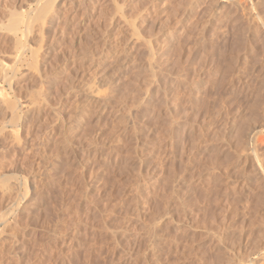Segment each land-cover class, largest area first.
I'll use <instances>...</instances> for the list:
<instances>
[{
	"label": "rangeland",
	"instance_id": "1",
	"mask_svg": "<svg viewBox=\"0 0 264 264\" xmlns=\"http://www.w3.org/2000/svg\"><path fill=\"white\" fill-rule=\"evenodd\" d=\"M36 1L0 0V264H263L264 0Z\"/></svg>",
	"mask_w": 264,
	"mask_h": 264
},
{
	"label": "bare ground",
	"instance_id": "2",
	"mask_svg": "<svg viewBox=\"0 0 264 264\" xmlns=\"http://www.w3.org/2000/svg\"><path fill=\"white\" fill-rule=\"evenodd\" d=\"M43 1H44V0H43ZM52 1H53V0H52ZM54 1H55V0H54ZM36 2H37V1L35 0V3H36ZM39 3H40V2H39ZM55 3H56V2H55ZM40 4H41V5L38 4V6H37V11H38L39 13H41V14H38V15H40L39 17H43L42 14H44V13L47 14V12L49 11V8L51 9V8L53 7L52 4L54 5V2H51V0H45L44 3H40ZM36 5H37V4H35L34 7H35ZM50 5H51L52 7H51ZM34 7H33V9H34ZM54 7H55V5H54ZM54 7H53V8H54ZM53 8H52V9H53ZM35 9H36V8H35ZM53 10H55V9H53ZM53 10L50 11V12H52V14L54 13ZM30 11H31V8H30ZM32 11H33V10H32ZM35 11H36V10H35ZM28 13H29V12H28ZM36 13H37V12H34V11H33V15H32V17H33ZM48 13H49V12H48ZM50 14H51V13H50ZM50 14H48V15H50ZM12 15H14V14L12 13ZM29 16H30V15H29ZM46 16H47V15H46ZM16 17H17V16H16ZM16 17H13V18H14L13 20H10V19H12V17H11V18L9 17V18H10V19H9L10 21L8 20V21H9V22H8V25H9V23H11V24H10V26L12 25V28H11V29H13V27H16V25H17L20 21H22V22L24 21V19H23V18H20V16L17 17V19H16ZM21 17H22V16H21ZM30 17H31V16H30ZM34 17L37 18L38 16L36 15V16H34ZM39 17H38L36 20H38ZM48 18H49V17H48ZM19 19H20V20H19ZM21 19H23V20H21ZM30 19H31V18H30ZM25 20H26V19H25ZM36 20H35V21H36ZM43 20H44V18H43ZM43 20H42V21H43ZM28 21H29V20H28ZM28 21H26V22H28ZM32 21H33V18H32ZM38 21H39V20H38ZM22 22H20V25L22 24ZM29 23L32 24L31 21H30ZM25 24H26V23H25ZM25 24H24V25H25ZM27 24H28V23H27ZM27 24H26V26H27ZM31 24L29 25V27H31ZM18 25H19V24H18ZM18 25H17V26H18ZM24 25H23V26H24ZM35 25H36V24H35ZM31 28H33V26H32ZM8 29H9L10 31H12V30L10 29L9 26H8ZM16 29H18V27H17ZM16 29H14V30H16ZM26 29H28V28L26 27ZM18 30H19V29H18ZM18 30H16L15 32H14V31H12V32L16 34V32H18ZM31 30H32V29H31ZM22 31H23V30H22ZM22 31H21V32H22ZM29 31H30V30H29ZM26 32H27V31H26ZM31 32H32V31H31ZM24 34H25V33H24ZM22 35H23V34H22ZM51 42H53V41H51ZM54 42H55V41H54ZM46 43H47V42H46ZM19 45H20V44H19ZM53 45H54V44H53ZM20 47H21V46H20ZM22 47H23V44H22ZM36 48H37V47H36ZM26 49H27V47H26ZM30 50H31L32 54L34 53L33 56H34V57H37L38 52H36V50L38 51V49H36V50L34 49V50H35V51H34L32 48H29V51H30ZM32 50H33V51H32ZM31 52H30V55H32ZM35 52H36L37 54H36ZM35 54H36V55H35ZM33 56H31V58H33ZM33 60H34V58H33ZM34 61H35V60H34ZM4 72H5V71H4ZM7 78H8V77H7ZM45 79L47 80L48 78H45ZM42 80H43V79H42ZM48 81H49V80H48ZM48 81H46V82H48ZM43 83H44V82H43ZM0 98H1V97H0ZM7 99H8V98H3V97H2V101H4V100L6 101ZM0 100H1V99H0ZM8 100H9V99H8ZM5 101L3 102V104H4V105L7 104L5 107H7L8 110H11V109L13 108V103H14L13 100H12L13 103L11 102V99L9 100L10 102H9V101L5 102ZM1 103H2V102H1ZM9 103L12 104L11 107H10L11 104H9ZM35 103H36V102H35ZM8 104H9V105H8ZM16 104H17V102H16ZM14 105H15V103H14ZM8 106H9V107H8ZM5 107H4V108H5ZM16 107H17V106H16ZM9 108H10V109H9ZM14 108H15V107H14ZM26 108H27V107H26ZM12 110H13V109H12ZM14 110H16V109H14ZM14 112H15V111H13V112L11 111V113H14ZM15 113H16V112H15ZM14 118H15V117H14ZM253 129H254V128H253ZM252 133H253V132H252ZM253 136H254V135H253ZM245 149H246V148H245ZM255 156H256V155H255ZM263 166H264V165H263ZM261 167H262V166H261ZM263 173H264V169H263ZM263 178H264V177H263ZM247 181H248V180H247ZM246 183H247V182H246ZM189 184H190V183H189ZM189 184H188V185H189ZM186 190H187V188H186ZM190 190H191V189H190ZM191 191H192V190H191ZM189 192H190V191L188 190L187 193L189 194ZM262 195H263V194H262ZM262 198H263V197H262ZM263 199H264V198H263ZM189 200H190V199H189ZM259 205H260V204H259ZM243 206H244V205H243ZM229 209H230V208H229ZM248 209H249V208H248ZM232 210H234V209H232ZM251 210H252V208H251ZM262 211H263V210H262ZM230 212H231V215H229V216H232V213H233V212L231 211V209H230ZM234 212H235V211H234ZM226 213H227V212H226ZM235 214H236V213L233 214L234 217L237 215V214H236V215H235ZM262 214H263V213H262ZM226 215H227V214H226ZM254 215H255V214H254ZM227 216H228V215H227ZM261 216H262V215H261ZM222 217H223V216H222ZM222 217H221V218H222ZM224 217H225V216H224ZM234 217H232V218H234ZM254 217H255V216H254ZM225 218H226V217H225ZM227 218H228V217H227ZM235 218H236V217H235ZM256 218H257V217H256ZM218 219H219V218H218ZM218 219H217L216 221H218ZM222 219H223V218H222ZM228 219H229V221H230L231 218H228ZM247 219H248V218H247ZM250 219H251V218H250ZM252 219H253V218H252ZM261 219H264V217H262ZM221 221H222V220H221ZM221 221H220V223H221ZM223 221H224V220H223ZM229 221H228V222H229ZM234 221H235V220H234ZM246 221H247V220H246ZM250 221H252V220H250ZM250 221H248V222H250ZM226 222H227V220H226ZM226 222H225V223H226ZM232 222H233V221H232ZM232 222H231L230 224H228V223H227V224L231 226V224H233ZM261 222L263 223L262 220H261ZM261 222H260V223H261ZM250 223H251V222H250ZM254 223H256V222L254 221ZM254 223H253V221H252V224H254ZM222 224L224 225V223H222ZM248 224H249V223H248ZM248 224H247V225H248ZM263 224H264V223H263ZM263 224H262V225H263ZM215 225H216V224H215ZM215 225H214V226H215ZM233 225H234V224H233ZM257 225H258V224H257ZM259 225H261V224H259ZM209 226H212V225H209ZM209 226H208V227H209ZM225 226H226V224H225ZM225 226H223V227L221 226V227L224 228ZM230 226H229V227H230ZM251 226H252V225H251ZM253 226H255V224H254ZM253 226H252V227H253ZM203 227H204V225H203ZM217 227H218V226H217ZM247 227H248V226H247ZM249 227H250V226H249ZM252 227H250V228L252 229ZM215 228H216V227H215ZM215 228H214L213 230H212V228H211V231H214V230H215L214 232H217ZM218 228H220V227H218ZM231 228H232V227H231ZM255 228H256V227H255ZM256 229H257V228H256ZM259 229H260V227H259ZM209 230H210V228H209ZM222 230H223V229H222ZM227 230H229L228 227H227L226 230L224 229V231H227ZM241 230H242V229H241ZM241 230H240V231H241ZM261 230H263V229H260V231H258V229H257L256 232L259 233L258 235H257V233H256L255 230H254V232L256 233V237H257V236L259 237L260 232H261V234L264 233V232H262ZM219 231H221V230L219 229ZM219 231H218V232H219ZM232 231H233V230H232ZM247 231H248V230H247ZM209 232H210V231H209ZM209 232H208V233H209ZM242 232H243V231H242ZM249 232H250V231H249ZM220 233H221V232H220ZM220 233H218V234H219V237H220ZM224 233H225V232H224ZM236 233H237V232H236ZM244 233H245V230H244ZM247 233H248V232H247ZM204 234H205V233H204ZM214 234H215V233H213V236H214ZM229 234H231V233L229 232ZM153 235H154V234H153ZM155 235H156V234H155ZM155 235H154V237L157 236V235H156V236H155ZM206 235H207V234H206ZM208 235H209V234H208ZM216 235H217V234H216ZM213 236H210V237L208 236V237H209V239H210V238H212ZM227 236H230V235H227ZM242 236L245 237L246 234H243ZM247 236H248V235H247ZM154 237H153V238H154ZM189 237H190V236H189ZM200 237H201V236H200ZM219 237H218V238H219ZM222 237H223V236H222ZM231 237H232V235H231ZM233 237H234V236H233ZM238 237H240V236H238ZM238 237L235 236V238H238ZM256 237H255V240H256ZM156 238H157V237H156ZM187 238H188V237H187ZM213 238H215V237H213ZM213 238H212V239H213ZM235 238H234V240L236 241ZM209 239H208V240H209ZM215 239H217V238H215ZM223 239L226 240V235L224 236ZM228 239H229V237H228ZM228 239H227V241H229V240H231V239H233V238H230L229 240H228ZM239 239H240V238H239ZM245 239H247V238H245ZM248 239H249V237H248ZM248 239L246 240L247 242H248ZM259 239H260V237H259ZM201 240H202V239H201ZM218 240H219V239H218ZM220 240H221V239H220ZM242 240H243V239H242ZM204 241H205V240H204ZM209 241L211 242V240H209ZM221 241L224 242V240H221ZM227 241H226V242H227ZM231 241H232V240H231ZM237 241H238V240H237ZM237 241H236L235 243H233L234 241H232L231 244H230V243L228 244V246L230 245L229 248H228V249L225 248V249L229 250V252L227 251V252H228V257H226V255L224 254V255H225L224 257L226 258V260L224 259L225 262H226V264H256L258 261H260L259 259L256 261V258H257L256 256H257V255H255V253H256V250L258 249V248H256V249L254 248V247H256V245H255L254 247L251 245L254 249L251 247L253 250L249 249V250H251L252 252L249 251V253H248L247 250H246L247 252L244 251V249H243V251L241 250L242 247H240L239 244L242 243L243 241L241 242V239L238 241V243H237ZM252 241H253V240H252ZM207 242H208V241H207ZM212 242H213V241H212ZM226 242L223 243V247H224V244H225ZM199 243L201 244V242H199ZM215 243H219V242L217 241V242H215ZM221 243H222V242H221ZM236 243H237V244H236ZM249 243H250V244L252 243L251 240L249 241ZM244 244L246 245V243H244ZM247 244H248V243H247ZM254 244H255V242H254ZM189 245L191 246V244H189ZM204 245H205V244H204ZM215 245H216L215 247L217 248V244H215ZM257 245H258V244H257ZM187 246H188V245H187ZM219 246H220V245H219ZM226 246H227V245H226ZM226 246H225V247H226ZM249 246H250V245H249ZM262 246H263V245H262ZM262 246H261V247L257 246V247H259L260 250H261ZM191 247H192V246H191ZM194 247H196V246H194ZM197 247H199V245H198ZM202 247H203V246H202ZM204 247H205V246H204ZM206 247H207V246H206ZM211 247H212V246H211ZM221 247H222V246H220V249H221ZM185 248H186V250H187L188 247H185ZM199 248H200V247H199ZM213 248H214V247H213ZM218 248H219V247H218ZM218 248H217V249H218ZM247 248H248V247H247ZM247 248H246V249H247ZM190 249H191V248H190ZM190 249H189V250H190ZM217 249H216V250H217ZM220 249H218V252H219ZM262 249H263V248H262ZM186 250H184L185 253L188 251V250H187V251H186ZM191 250H192V249H191ZM213 250H214V249H213ZM254 250H255V252H254ZM193 251H195V250L193 249ZM197 251H198V248H197ZM197 251H196V252H197ZM201 251H203L202 248H201ZM205 251H206V250H205ZM221 251H224V249H221ZM241 251L244 252L245 254H243ZM258 251H259V250H258ZM188 252H189V251H188ZM207 252H208V251H207ZM214 252H215V251H214ZM260 252H261V251H260ZM185 253H183V255H184ZM191 253H192V252H191ZM191 253L189 252L190 255H189V254L187 255V253H186V254L184 255V256H186V257L183 258V256H182V258L185 259V258H187L188 256H191ZM197 253H198V252H197ZM211 253H212V252H211ZM211 253H210V254H211ZM223 253H224V252H223ZM225 253H226V250H225ZM246 253H247V254H246ZM258 253H259V252H258ZM198 254H199V253H198ZM217 254H222V253L219 252V253H217ZM253 254H254V256H255L256 258H253V257H254ZM256 254H257V253H256ZM192 255H194V253H193ZM259 255H260V254H259ZM199 256H200V255H199ZM201 256H202V255H201ZM212 256H213V254H212ZM221 256H222V255H221ZM173 257L175 258V256H173ZM178 257H179V256H178ZM180 257H181V256H180ZM192 257H193V258H192ZM192 257L188 258V259H190L191 263L193 262L191 259H194V258L196 259V256H195V257L192 256ZM206 257H207V256H206ZM208 257L211 258L210 255H208ZM217 257H218V256H217ZM217 257L215 256L214 259H215V258L217 259ZM219 257H220V255H219ZM259 257H260V256H258V258H259ZM197 258L200 259L199 257H197ZM220 258H221V257H220ZM220 258H218V259H220ZM227 258H228V259H227ZM175 259L177 260V258H175ZM178 259H179V258H178ZM180 259H181V258H180ZM180 259H179V260H180ZM183 259H181L182 262L184 261ZM198 259H197V260H198ZM202 259H203V258H201V260H202ZM212 259H213V258H212ZM214 259H213V260H214ZM170 260H171V259H170ZM176 260H175V261H176ZM179 260H177L176 262H179ZM185 260H186V259H185ZM206 260H208V259H206ZM206 260L203 259L202 261H203V262H204V261L206 262ZM209 260H210V259H209ZM213 260H212V262L215 263L216 260H214V261H213ZM175 261H172V262H175ZM202 261H201V262H202ZM210 261H211V260H210ZM222 261H223V260H222ZM184 262H185V261H184ZM184 262H183V263H184ZM186 262H187V264L190 263L189 261H186ZM196 262H198V261H196ZM205 262H204V264H205ZM183 263H182V264H183ZM191 263H190V264H191ZM198 263H200V260H199ZM214 263H212V264H214ZM216 263L218 264L219 262L216 261ZM216 263H215V264H216ZM223 263H224V262H223ZM223 263H222V264H223ZM262 263L264 264V261H263ZM170 264H171V263H170ZM175 264H178V263H175ZM192 264H196V263L194 262V263H192ZM206 264H207V262H206ZM208 264H209V263H208ZM210 264H211V262H210ZM219 264H221V263H219ZM224 264H225V263H224ZM257 264H258V263H257ZM259 264H261V261L259 262Z\"/></svg>",
	"mask_w": 264,
	"mask_h": 264
}]
</instances>
